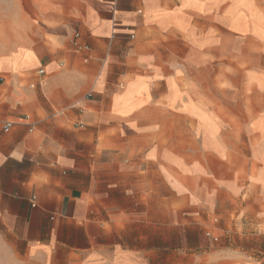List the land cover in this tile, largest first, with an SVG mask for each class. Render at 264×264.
I'll list each match as a JSON object with an SVG mask.
<instances>
[{"label":"crops","instance_id":"1","mask_svg":"<svg viewBox=\"0 0 264 264\" xmlns=\"http://www.w3.org/2000/svg\"><path fill=\"white\" fill-rule=\"evenodd\" d=\"M210 189L264 204V0H0V243L149 264Z\"/></svg>","mask_w":264,"mask_h":264},{"label":"rangeland","instance_id":"2","mask_svg":"<svg viewBox=\"0 0 264 264\" xmlns=\"http://www.w3.org/2000/svg\"><path fill=\"white\" fill-rule=\"evenodd\" d=\"M210 191L209 198L214 203V211L202 235H176L174 243L170 244L166 241L167 235H159L161 246L155 251L145 252L151 256L149 264H264V220L246 218L247 214H252L251 210L259 208L262 213L257 214V217H263L264 204H239L233 212V218L224 227L218 212L220 203L217 202L221 196L214 189ZM247 210H250L249 213ZM144 238L149 241L152 236ZM8 239L7 236L5 242L0 243V264H34L26 258L25 251L8 250Z\"/></svg>","mask_w":264,"mask_h":264},{"label":"built area","instance_id":"3","mask_svg":"<svg viewBox=\"0 0 264 264\" xmlns=\"http://www.w3.org/2000/svg\"><path fill=\"white\" fill-rule=\"evenodd\" d=\"M78 37L79 36L77 35L76 38H78ZM44 73H45L44 70H40L39 71V75H43ZM31 87L34 88L35 85H31ZM12 127H13V123H6L5 126H4V128H3V131L6 132V133H8V132H10V130L12 129Z\"/></svg>","mask_w":264,"mask_h":264}]
</instances>
